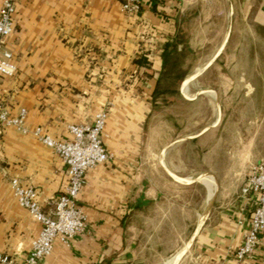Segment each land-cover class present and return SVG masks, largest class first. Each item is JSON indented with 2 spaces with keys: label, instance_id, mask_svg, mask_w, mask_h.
I'll use <instances>...</instances> for the list:
<instances>
[{
  "label": "crops",
  "instance_id": "1",
  "mask_svg": "<svg viewBox=\"0 0 264 264\" xmlns=\"http://www.w3.org/2000/svg\"><path fill=\"white\" fill-rule=\"evenodd\" d=\"M239 15L264 27V0H140L133 13L122 10V0H18L7 39L16 73L0 74V100L13 115L25 108L30 128L43 126L61 139L69 137V124L92 123L106 110L103 141L111 154L108 162L87 172L79 194L88 228L69 246L56 241L53 252L38 264H264V232L253 254L243 260L235 254L250 225L254 195L247 198L238 185L221 184L219 178L232 177L236 164L222 174L216 160L207 162V152L215 150L210 145L217 142H207L206 136L217 122L198 126L192 136L166 138L153 158L150 150L153 162L147 166L152 140L146 137V126L163 96L161 82L171 75L172 65L185 66V53L202 48L185 38L192 18ZM226 43L215 55L194 60L193 67H181L173 79L179 81L176 89L182 98L221 96L218 89L192 91L190 86L218 63ZM188 141H197V179L207 199L196 212L193 231L182 234L177 249L163 251L159 237L142 229L147 211H157L165 199L154 172L193 182L189 175L170 170L175 145ZM254 160L259 158L252 148L246 150L240 173ZM13 178L33 185L49 210L67 183V168L33 135L0 127V254L12 258L10 264H21L40 223L15 198Z\"/></svg>",
  "mask_w": 264,
  "mask_h": 264
},
{
  "label": "rangeland",
  "instance_id": "2",
  "mask_svg": "<svg viewBox=\"0 0 264 264\" xmlns=\"http://www.w3.org/2000/svg\"><path fill=\"white\" fill-rule=\"evenodd\" d=\"M192 19L185 38L193 46L201 45L202 48L186 53L185 61L190 68L194 60L215 55L221 44L227 43L218 63L209 68L199 83L196 79L191 82V90L205 86L218 89L221 96L216 100L212 93L200 98L192 94L182 98L176 89L179 82H166V86L167 83L172 85L171 89L167 90V95L163 90L164 98H158L159 105L146 126V137L152 140L147 147V166L153 162L149 158L150 150L153 158L162 146L160 142L166 138L173 136L176 141L183 136H192L197 134L199 127L217 122L206 136L207 142H217L210 145L215 150L207 152V162L216 160L215 168L222 174L236 164L237 170L232 177L222 176L219 180L222 185H238L241 191L251 165L256 163L255 160L249 163L244 173H240L245 151L249 153L252 148L255 158L264 160V27L240 15L200 21ZM186 63L181 67L186 68ZM199 158L197 141L175 145L170 157V170L177 175H189L193 182L183 180L180 183L167 176L165 171L154 172V180L164 191L165 199L157 211H147L142 229L147 235L159 237L157 244L163 251L177 249L182 234L193 231L196 212L203 210L208 193L197 179L201 167Z\"/></svg>",
  "mask_w": 264,
  "mask_h": 264
},
{
  "label": "built area",
  "instance_id": "3",
  "mask_svg": "<svg viewBox=\"0 0 264 264\" xmlns=\"http://www.w3.org/2000/svg\"><path fill=\"white\" fill-rule=\"evenodd\" d=\"M18 0H4L0 11V74L11 76L16 73L13 53L7 47V39L13 32ZM140 7V0H122V10L133 13ZM27 110L21 108L17 115L11 114L0 100V127H14L19 132L31 134L52 148L67 168V183L60 194L50 201L49 210H44L37 189L18 178L11 180L13 193L19 204L25 207L40 223V230L32 240L31 250L21 264H38L49 256L56 241L69 246L73 238L88 228V217L78 203L80 192L85 187L87 172L106 163L111 154L103 141L107 111H100L92 123L69 124L68 138H57L43 126L30 128L26 124ZM241 194L247 198L254 195V210L249 228L235 254L243 260L253 254L261 242L264 232V160L251 165L247 178L241 187ZM12 258L0 254V264L12 263Z\"/></svg>",
  "mask_w": 264,
  "mask_h": 264
},
{
  "label": "trees",
  "instance_id": "4",
  "mask_svg": "<svg viewBox=\"0 0 264 264\" xmlns=\"http://www.w3.org/2000/svg\"><path fill=\"white\" fill-rule=\"evenodd\" d=\"M191 52V51H190ZM186 54V53H185ZM177 59V58H176ZM179 72H181V66H180V64H177L176 63V65H172V70H171V75H168V76H166L167 78H165V79H163V81L161 82V86H160V88H161V93L163 94V96H164V91L163 90H165V94H167L168 93V89L170 88L171 89V86L172 85H170L169 83L170 82H174V81H176L175 79H173L174 77H176L177 75H178V73ZM166 82H169V83H167V86H166ZM179 82V81H178ZM161 98H164V97H161Z\"/></svg>",
  "mask_w": 264,
  "mask_h": 264
}]
</instances>
